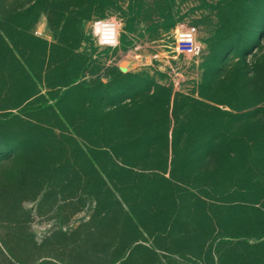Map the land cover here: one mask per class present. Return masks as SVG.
<instances>
[{
    "label": "rangeland",
    "instance_id": "374dc122",
    "mask_svg": "<svg viewBox=\"0 0 264 264\" xmlns=\"http://www.w3.org/2000/svg\"><path fill=\"white\" fill-rule=\"evenodd\" d=\"M263 231L264 0H0V264H264Z\"/></svg>",
    "mask_w": 264,
    "mask_h": 264
},
{
    "label": "built area",
    "instance_id": "2783aa9c",
    "mask_svg": "<svg viewBox=\"0 0 264 264\" xmlns=\"http://www.w3.org/2000/svg\"><path fill=\"white\" fill-rule=\"evenodd\" d=\"M38 32L42 33V31ZM176 48L178 52L195 55L200 52L201 45L192 37H184L178 41Z\"/></svg>",
    "mask_w": 264,
    "mask_h": 264
},
{
    "label": "trees",
    "instance_id": "16d2710c",
    "mask_svg": "<svg viewBox=\"0 0 264 264\" xmlns=\"http://www.w3.org/2000/svg\"><path fill=\"white\" fill-rule=\"evenodd\" d=\"M43 107H48V105L46 106V105L43 104ZM262 236H264V231L262 232V235H258L257 237L260 238Z\"/></svg>",
    "mask_w": 264,
    "mask_h": 264
}]
</instances>
